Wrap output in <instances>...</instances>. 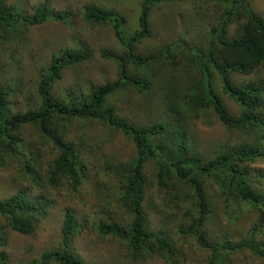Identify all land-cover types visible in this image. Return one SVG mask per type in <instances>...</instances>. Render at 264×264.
<instances>
[{"label": "trees", "instance_id": "obj_1", "mask_svg": "<svg viewBox=\"0 0 264 264\" xmlns=\"http://www.w3.org/2000/svg\"><path fill=\"white\" fill-rule=\"evenodd\" d=\"M184 1L140 0L134 29L127 22L128 14L123 15L117 7L85 6L83 20L93 26L110 27L122 48L121 54L103 53L117 66L118 77L113 82L92 84L86 90L78 85L63 89L62 94L55 92L68 68L92 59L87 46L62 48L54 53L36 80L41 100L37 107L16 109L10 102L13 89L0 82V166L11 169L22 183L20 191L0 199V217L14 232L33 235L48 218L53 206L49 197L52 190L66 189L77 195L95 178V186H100L98 175L102 169L93 165L91 171L89 152H82L69 140L73 125L79 124L80 130L93 124L108 128L121 133L136 149L133 160L111 162L105 169V175L115 184L107 182L109 187L118 190L119 213L99 209L92 223L79 220L73 210L67 209L59 244L33 264H92L77 246L88 223L99 238L109 237L124 244L128 263L158 256L167 264H179L171 235L156 229L149 218L152 210L164 212L148 199L152 186L159 188V194L173 196L163 204L167 209L173 199L175 207L183 211L178 217L177 233L193 238L197 247L211 252L209 264H231L230 255L245 251L264 260V193L257 189L251 167L264 158V78L260 76L264 70V11L245 0H202L217 9V24L209 31L205 44H190L181 38L174 46L140 54L139 45L154 36L153 8ZM71 18L68 12L56 11L51 0L34 7L32 15L18 5L8 4V0H0V42H11L29 27L51 21L69 27ZM179 59L186 64L177 65ZM254 75L256 80L247 83L237 80ZM126 90L145 99L148 122L123 116L117 96ZM225 97L239 107V116L230 113ZM158 103L161 108L155 115L152 110ZM207 112L226 129L254 140L227 143L204 156L192 127L197 120L209 119ZM27 128L37 133L38 141L33 144L24 138ZM149 167L153 169L151 179ZM215 203L222 205L227 218L237 213L235 207L255 214L245 239L220 238L214 232ZM6 244V238L0 235V247ZM9 259L5 251L0 252V264H10Z\"/></svg>", "mask_w": 264, "mask_h": 264}, {"label": "rangeland", "instance_id": "obj_2", "mask_svg": "<svg viewBox=\"0 0 264 264\" xmlns=\"http://www.w3.org/2000/svg\"><path fill=\"white\" fill-rule=\"evenodd\" d=\"M44 0H8L10 5H18L25 13L32 15L34 7ZM256 10L264 11V0H245ZM140 0H51V6L58 12H68L72 18L70 26L66 27L56 21L48 22L41 26L29 27L27 31L11 42H0V82L4 87L12 88L10 102L16 109L37 107L41 100L36 92V80L39 72L46 68L52 60L54 53L64 48H78L87 46L91 50L92 59L78 66L68 68L61 81L58 82L55 92L62 94L68 88H78V85L86 90L92 84L100 86L106 82L117 79V66L109 59L103 57L104 52L121 54L122 48L117 42L114 32L110 27L93 26L82 18V11L86 5L98 4L117 7L126 17L131 28L137 26L140 11ZM214 4L202 0H187L174 4L155 6L152 12L153 37L145 40L138 47L140 54H152L163 47L175 43L183 38L190 44L206 43L209 31L217 24V14ZM233 26L231 32L234 30ZM179 66L186 64L185 60H178ZM264 78V70L260 73ZM16 79H19L17 81ZM254 76L238 77L237 80L247 83ZM18 82V83H17ZM17 83V84H16ZM217 85L219 82L217 81ZM220 87V85H219ZM64 89V90H63ZM227 107L234 116L241 114L239 107L225 97ZM117 103L123 116L137 122H148L150 119L149 108L145 99L133 90H126L117 96ZM161 106L155 105V115H159ZM151 111V112H152ZM209 119L195 121L192 130L201 146L200 152L204 156L213 153L221 146L237 145L243 140L253 141L254 138L246 137L238 131L226 129L218 120L207 112ZM89 128L79 129L75 124L70 129L69 140L84 153H88L91 160L90 170L96 167L102 169L98 178L100 186L89 183L80 194L72 195L66 189H58L50 192V201L53 203L48 218L36 228L33 235H22L5 226V220L0 217V235L6 238V246L0 247V252L5 251L10 264H33L44 253L49 252L59 244L61 239V226L64 213L67 209L73 210L79 220L95 221V212L103 209L108 214L119 213L116 209L118 190H113L114 184L105 175L106 166L111 162H129L136 156L133 143L121 133L110 132L108 128L93 124ZM25 140L33 144L38 141L37 133L32 128L25 131ZM40 145V144H39ZM257 189L264 193V158L252 164ZM148 176L152 178V167L148 168ZM93 177V176H92ZM112 183L109 187L108 183ZM107 183L105 187L102 184ZM115 185V184H114ZM22 183L15 179L11 169L0 166V199L7 198L20 191ZM102 187V188H101ZM159 188L152 186L147 194L148 199L164 210L159 213L151 211L149 218L156 229L171 235L179 264H209L212 253L197 247L193 238L177 233L179 227L178 217H181L182 209L175 207L173 199L165 208L163 201L173 196L158 193ZM158 201V202H156ZM176 201V200H174ZM180 207V205H179ZM231 218H227L220 203H215L212 229L222 237L243 240L249 234L252 223L256 219L253 212L240 211L238 207ZM97 216V215H96ZM77 246L83 257L92 264H167L161 257L155 256L145 262L128 263L124 244L111 238H99L88 223L86 231L77 239ZM231 264H264L263 259L255 257L250 252H241L230 255ZM229 261V262H230Z\"/></svg>", "mask_w": 264, "mask_h": 264}]
</instances>
